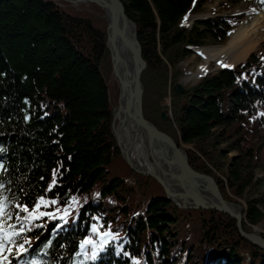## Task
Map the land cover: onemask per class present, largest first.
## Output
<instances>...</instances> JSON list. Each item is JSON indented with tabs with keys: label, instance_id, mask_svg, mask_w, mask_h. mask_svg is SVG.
Returning a JSON list of instances; mask_svg holds the SVG:
<instances>
[{
	"label": "trees",
	"instance_id": "obj_1",
	"mask_svg": "<svg viewBox=\"0 0 264 264\" xmlns=\"http://www.w3.org/2000/svg\"><path fill=\"white\" fill-rule=\"evenodd\" d=\"M121 1L147 62L145 117L176 142L194 143L192 167L226 200L244 202L247 223L260 224L264 58L251 54L177 91L180 62L196 46L224 42L241 16L188 27L185 17L214 0ZM226 1L264 12L261 0ZM95 20L54 0H0V264H264V249L236 218L177 205L125 161L113 130L107 28ZM224 143L238 151L228 161Z\"/></svg>",
	"mask_w": 264,
	"mask_h": 264
},
{
	"label": "bare ground",
	"instance_id": "obj_2",
	"mask_svg": "<svg viewBox=\"0 0 264 264\" xmlns=\"http://www.w3.org/2000/svg\"><path fill=\"white\" fill-rule=\"evenodd\" d=\"M68 1L73 3L94 2V0ZM232 12H244L246 15L226 44L218 47L196 48V51L205 58V62L199 67L195 76L206 74L213 63L220 67L239 64L250 53L261 50L264 47V12L260 8L245 3L237 5ZM120 26L122 27L121 23ZM132 28L130 30L131 33ZM132 43L134 51H137L138 46L135 40H132ZM107 46L113 54L115 67V73H113L119 83L121 80L130 79L131 56L123 40L121 29L118 31L110 29V32L107 33ZM193 75L189 74V78ZM131 108V105L128 106L126 89H121L120 87L119 102L114 109L113 130L129 161L139 169L157 173L173 191H182L185 188L196 190L197 185L191 176L183 177V175H180L181 170L173 154L145 140L143 133L133 118ZM175 200L181 205L189 203L187 198L181 196L176 197ZM230 206L236 212H243V207L240 208L236 204H231ZM254 230L260 232L258 228H254Z\"/></svg>",
	"mask_w": 264,
	"mask_h": 264
},
{
	"label": "water",
	"instance_id": "obj_3",
	"mask_svg": "<svg viewBox=\"0 0 264 264\" xmlns=\"http://www.w3.org/2000/svg\"><path fill=\"white\" fill-rule=\"evenodd\" d=\"M97 5H99L105 13V18L107 21V31L110 29L113 31H118L121 29L123 40L130 53V79H124L120 81V87L125 88L127 91V101L128 106L131 105L133 118L144 135L145 140L150 144H155L161 149L166 150L168 153L173 154L178 162L183 177L191 176L197 185L196 190H191L188 188L182 191L171 190L164 180L155 172L139 169L135 167L128 159L127 155L123 152L120 143L118 145L121 149L123 157L130 164V166L145 175L155 177L164 187L166 194L171 198L177 205L179 204L175 198L184 197L189 200L188 204H183L181 206L186 208H204V209H217L224 213H227L237 219V225L240 233L248 240H250L255 245L264 249V237L262 234L256 230L252 232H247L242 227V215L240 212H236L230 205L232 203L228 202L222 195L216 180L206 174L195 170L189 160V155L187 150L174 140V138L165 131L160 130L153 122L149 121L143 112V95L144 86L141 80L142 72L147 66V62L143 58L142 46L137 38L136 24L129 18L124 3L121 0H94ZM122 24V27L120 26ZM132 28V33L130 32ZM107 32V33H108ZM109 38V37H108ZM132 40H135L138 50L134 51ZM196 51V48H193ZM112 54V51H111ZM113 62V72L115 73L114 59L112 54ZM238 65V64H236ZM233 66V65H231ZM226 66V67H231ZM179 90H183L181 84L178 85ZM114 129V121H113ZM117 139V138H116Z\"/></svg>",
	"mask_w": 264,
	"mask_h": 264
},
{
	"label": "rangeland",
	"instance_id": "obj_4",
	"mask_svg": "<svg viewBox=\"0 0 264 264\" xmlns=\"http://www.w3.org/2000/svg\"><path fill=\"white\" fill-rule=\"evenodd\" d=\"M54 1L58 2L60 5H62L64 8H66L67 10H69L73 14H79V15H83V16L91 15L92 14V15L97 16V20H95V22L97 23V25L102 26L103 24H105V27L107 28V21H106V18H105L104 10L99 5H97V3H95V2H90V3H86V2L73 3V2L68 1V0H54ZM243 2L245 4H251V5L255 6V7L258 6V5L254 4L252 2H245V1H241V2L236 3V4H228L226 0H214L212 2L208 1V2H205V4L203 5V11L198 12V13L188 14L185 17V19H184V23L188 27H190V26H192V24L194 23V21L196 19H198V18H206V17H213V16H221V17H224V16H237V15L241 16V22H242L243 19H244V17H245V15H246V13H244V12L234 13L232 11L236 8L237 5H239V4L243 3ZM257 8H259V7H257ZM241 22L230 31L227 39L224 42L205 44V45H202V46H196L195 48H199V47H211V46L218 47V46H221V45L226 44L229 41V39L231 38V36L234 33V31L239 27V25L241 24ZM251 54L258 55L261 58H264V47L261 48V50L253 51L252 53H250L244 60H242V62H244ZM204 62H205V58L201 54H199L197 51H194L190 55H187L180 62L181 69L183 71H182V73L179 76L178 81H177V91H180L179 90V87H178L179 84H181V86L183 87V89H185V87H187V86H191V85H194L196 83H199L208 74L213 73V72H215V71H217L219 69L226 68V65L220 67L216 63H213L212 66H210L209 71L206 74L200 75V76H197V75L195 76V73L198 71L199 67ZM242 62H240V63H242ZM233 66H236V64H234ZM112 68H113V66H112ZM189 74H194V75L189 78ZM111 78L112 79L109 82H111V84H110L111 91H112L111 92V98H112L113 111H114L115 107L118 105L119 96H120V91L119 90L117 91L116 88H118V87L120 88V84H119V81L117 80V78L115 77L114 73H112V77ZM115 90H116V92H115ZM163 103L165 105V108L162 110V114H163V116L165 118L167 117V119L171 120L172 119L171 97H166L164 99V102ZM114 133H115V131H114ZM115 139H116V136H115ZM116 141H117V139H116ZM178 143L180 145H182L186 150L187 149H190V150H194L195 149L194 143L193 144H185V143L182 144L180 141ZM220 148L226 149L228 151V157L226 158L227 161L229 159H231L232 157H234L235 155L238 154V151H230L231 149L229 148L228 143L222 144ZM187 152H188V150H187ZM255 174H256V176H261L262 174H264V172H262L259 169H257L255 171ZM222 177H223V179H225L224 176H222ZM249 190L250 189H248V191ZM228 202H230L232 204H236L240 208L243 207V212H244L245 204H244V202L242 200H241V202L243 203V205L240 204V203H237V202H233V201H228ZM179 206H181V205H179ZM262 209L264 210V204L262 205ZM243 212L241 213L242 220H244V218L246 216V212L245 213H243ZM245 222H246V226L248 228H250L252 231H254V228H258L260 230V233L264 237V220L260 224H258V225H252V224L247 223L246 218H245ZM252 231H250V232H252Z\"/></svg>",
	"mask_w": 264,
	"mask_h": 264
},
{
	"label": "snow or ice",
	"instance_id": "obj_5",
	"mask_svg": "<svg viewBox=\"0 0 264 264\" xmlns=\"http://www.w3.org/2000/svg\"><path fill=\"white\" fill-rule=\"evenodd\" d=\"M261 2H264V0H261ZM24 210L27 211V209H24ZM0 215H3V206H2V204H0ZM9 243H11V240H9ZM3 250H4V239L0 238V257H2ZM92 258L94 259L95 256L93 255Z\"/></svg>",
	"mask_w": 264,
	"mask_h": 264
}]
</instances>
